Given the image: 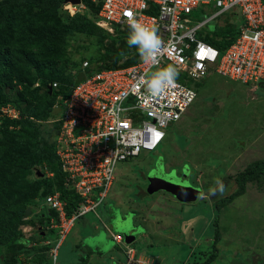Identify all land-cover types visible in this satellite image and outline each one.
<instances>
[{"label":"rangeland","instance_id":"obj_1","mask_svg":"<svg viewBox=\"0 0 264 264\" xmlns=\"http://www.w3.org/2000/svg\"><path fill=\"white\" fill-rule=\"evenodd\" d=\"M89 3L90 6H85L82 14H77L87 22L90 28L87 34L68 32L76 21L68 15L61 2L52 17L53 21L45 16L42 23H37L41 31L56 42L51 47L43 46L44 54H38L34 47L14 44L15 37L25 36V39L33 40L37 35L36 27L32 28L35 33L24 31L20 34L12 26L11 29H4V32L13 40H0V49L1 42H7L6 47L9 48V55H5L9 63L0 67V101L4 95L7 101L18 106L20 112L18 119H15V127L7 126L0 114V149L6 147L8 151L7 154L0 152V155L3 159L9 157V162L5 165V161H2L0 166H6L11 170L10 174L16 176V183L0 184V264H5V261L30 264V259L18 252V246L34 237L27 246L32 243V246L40 248L47 243L36 236L35 232L42 227L36 217L39 219L40 214H45L41 196L55 184V173L50 170L46 158L54 147L58 131L55 121L57 111L53 110L60 103L59 97L71 86L77 72H85L98 64L113 69L127 67L139 58L136 49L127 45V29L112 27L113 33L109 34L98 27L95 24L98 9ZM17 10L18 6L15 12ZM33 10L37 12V9ZM227 19V16H223L215 21L221 36L225 33L223 24L226 23V27L232 25L231 20L226 22ZM19 21L14 24H19ZM205 30L213 31L214 25H209ZM0 34L3 37V32ZM32 60L37 61L36 70L28 67ZM83 63H86V67H82ZM36 71L41 72L42 83L56 84L48 93L51 96L30 89L36 81ZM214 80L217 79L211 81ZM217 81L221 84L200 85L196 99L179 121L165 129V138L161 143L165 150L159 145L153 152H142L114 166V182L104 202L107 214L101 217L105 220L109 217L111 225L108 230L121 233L124 240L135 236L130 245L144 251L145 257L155 258L156 263L181 264L188 261L189 264H204L209 258L211 261L206 264H230L231 254L235 253V257L230 259L231 264H245L250 259L249 264H253L252 261L255 264V250L264 254V178L246 182L240 194L230 201H223L237 190L233 181L236 173L252 163L264 161V90L241 86V91L237 83ZM17 84H20V89L16 87ZM42 114H45V118L37 120ZM29 115L35 124V143L25 135L31 133L30 128L26 127L28 123H24ZM7 141L11 142L4 146ZM35 148L42 152L38 153ZM29 159L34 165L28 162ZM184 165L189 169V183L202 189L195 201L179 203L164 192H156L155 185L149 183V176L156 179L172 170L179 175ZM217 177L222 179L225 190L223 194L217 192L209 196V189L215 186ZM33 191L36 193L34 205L25 208L30 214H22L17 219L21 212L20 201L26 193ZM204 196L207 198H202ZM213 200L218 203V208H214V203L211 206ZM190 222H193L191 227ZM96 225L99 228L94 231ZM215 229L217 239L213 243ZM73 232L77 234L75 237ZM94 232H99L96 236L105 234L99 219L87 213L74 222L68 241L71 246L78 244L79 251L85 250L79 248L83 242L81 238L87 239ZM141 234L146 235L145 241L140 238ZM47 236L51 237L52 234ZM66 237L67 234L58 236V242L63 244ZM14 240H19V244ZM101 242L98 243L100 250L97 254L106 249ZM244 247L252 249L255 254L247 258ZM212 252H216V256L211 259ZM68 253V249L60 245L55 263L61 264ZM143 259L151 264L148 258ZM89 262L94 264L92 260Z\"/></svg>","mask_w":264,"mask_h":264},{"label":"built area","instance_id":"obj_2","mask_svg":"<svg viewBox=\"0 0 264 264\" xmlns=\"http://www.w3.org/2000/svg\"><path fill=\"white\" fill-rule=\"evenodd\" d=\"M89 1L98 9L96 25L107 33L112 34L114 26L129 27L125 13L131 11L139 22L157 28L162 45L155 67L138 58L127 67L102 69L73 84L66 96L59 97L54 154L64 176L65 190L78 200L67 215L66 201L58 193L45 196L43 204L56 215L59 237L83 215L98 213L114 180L117 162L151 152L162 142L165 129L195 100L196 82L212 74L253 90L264 82L261 0ZM64 8L69 15L86 9L82 3ZM223 16L234 24L239 18L240 25L234 40L220 52L199 35ZM168 64L178 69L175 84L164 95L150 98L141 87V77ZM55 87V83L47 84V90ZM0 112L9 119L18 115L10 105ZM111 238L121 244L119 236ZM123 254L124 264H148L129 247L123 248Z\"/></svg>","mask_w":264,"mask_h":264},{"label":"trees","instance_id":"obj_3","mask_svg":"<svg viewBox=\"0 0 264 264\" xmlns=\"http://www.w3.org/2000/svg\"><path fill=\"white\" fill-rule=\"evenodd\" d=\"M60 2L63 4V0H0V26H1L0 32L1 33L3 32V37H2V34H0V40H2V41L13 40V39H11L12 37L6 36L5 32H4V29H7V28L11 29L12 26L16 27L15 31L19 32L20 34H22L24 31L34 32L32 30V28L36 27L37 28V35L36 36L34 35V37L32 38L33 40L25 39V36L15 37L16 39L14 38V44H16L19 47H28V48L34 47V49L38 52V54H44L45 50L42 47L43 46H46V47L50 46L51 47L52 44L53 43L56 44V42L53 39V37H51V36L48 37L49 34L41 31V26H39L37 23L41 22L45 16L51 17V20H52V17L55 14V10L57 9V6L59 5ZM81 2L87 7L90 6L89 0H81ZM261 2L264 5V0H261ZM16 6H18L19 10H17L15 12ZM34 8L37 9V12H33V11H35V10H33ZM27 12H29V13H27ZM17 13H20V14H17ZM74 15H72L73 16L72 18H74L73 21H76V22H73L71 24V27L68 28V32L77 31V32H80L82 34L89 33L90 28H89V26H87V22L85 20H83L84 18H81L77 14H74ZM227 20H226V22H228ZM16 21H19L20 23L14 24ZM238 25H240V23H236V24L233 23L232 25L228 24L226 28L224 27L225 28L224 29L225 33L223 34L224 38H221V39H219L221 37V35H219V33L217 31V27H214L213 31L207 30L204 34L199 35V36L205 43L215 47L220 52H222L234 40V38L237 34V26ZM114 27H116V26H114ZM124 28L127 29V31L125 33L128 34L129 33V27H124ZM103 33L105 34V32H103ZM36 37H39V38L37 39ZM6 43L7 42H1L2 49H0V67L9 63L8 60L5 58V55H9V48L6 47L8 45ZM2 45H4V46H2ZM29 62L31 64L29 63L28 67L30 69L36 70L37 61L34 62V60H32ZM102 69H112V68H109V67L105 66L104 64H98V65L94 66L93 68H91L90 70H86L85 72H77V74L74 76V78L71 82V86L73 84L77 83L78 81L90 76L94 72L102 70ZM36 73H37L36 81L32 84L30 89L35 90L36 92L42 91L41 93H45L47 96H51L48 94L47 84L41 82V81H43V77L41 76V72L36 71ZM34 84H37V86H34ZM16 87H19L18 89H20V84H17ZM68 89L64 92L63 97L66 96ZM52 95H53V93H52ZM2 96H3V98L0 101V105H2V106L0 107V109L10 105L13 108H15V110H17L18 116H19L20 112H19L18 106L15 104H12L11 101H7V99L4 95H2ZM56 110H57V108H55V110H53V111L56 112ZM29 113L32 114L31 111ZM0 114H1V112H0ZM44 116H45V114H42V116H40L37 120L45 118ZM56 116H58V114H56ZM29 118H32V116L29 115L28 118H26L27 122H24V123H26V124L28 123V125L26 127L30 128L31 133L25 134V135L28 138V140L35 143L36 142V136H34V134H33V131H35V124H34L33 120L29 119ZM4 119L6 120L7 126L15 127L17 125V122L15 119H9L6 117H4ZM16 119H18V117ZM21 125H23V124H21ZM58 125L59 124L57 123V127H58ZM23 137L24 136H22V138ZM11 141H14V139L11 138ZM9 143L7 141L4 146H6V144H9ZM159 145H161V144H159ZM36 151H38V153L42 152V150L39 148H37ZM0 152L5 153V154L8 153V151H6V147H4V149H0ZM8 158L6 156L5 159H3L2 156L0 155V159H1L0 163L2 164V161H5V165H6ZM46 159H47L46 161L49 164L50 170L55 173L54 176H56V178L54 179L55 184L53 186L51 185V189L46 191L43 194V196H45L46 194H50L54 191H58L60 199L63 201H66V208L65 209L67 211V214H69L70 210L74 209L77 206L78 200L76 199L75 196H73V194L71 192L65 190L64 181H63L64 176L60 170L58 160L54 154V147L50 151V155H48ZM28 162H30L32 165H34L30 159L28 160ZM10 172H11V170L9 168H7L6 166H0V184L1 185H4L6 182L11 183V182L16 181V176L13 173H12L13 175L10 174ZM150 177L151 176H149V178ZM260 177L264 178V161H258V162H255V163L248 165L242 171L236 173V175L233 178V181L237 187V190L235 191V193L231 194L227 198H224L223 201L232 200L233 197H235L236 195H238L242 192L243 186L245 185L246 182H248L252 179L260 178ZM113 182H114V180H113ZM113 182H112V184H113ZM39 184H42V182H39ZM43 196H41V197H43ZM35 198H36V193H34V191L31 193L25 194L24 198L19 203L21 205V212L18 214L17 219H19V217L22 216L26 206L34 205V201L36 200ZM217 204L214 203V208L219 207V206H217ZM221 204H222V202H221ZM102 207L103 206H101L100 209H102ZM100 209H99V211H100ZM94 216L98 217V214H96ZM215 223H216V221L214 222V226H215ZM102 226H103V224H102ZM39 232L40 231L35 232L36 236L40 237V239H43L41 241H44L47 238L50 240V243L44 244V245L40 244L41 245L40 248H36L37 246H32V243H31V246H27L29 241L35 239V237L30 238L29 240H26L25 242H23L22 245L18 246L19 247L18 252L25 254V257H28L30 259V261H31V262H29L30 264H53V263H55V261L52 263L51 257L49 256V255H51V253L49 254V249L54 244V238L56 237V234L54 231H49V233H52V236L48 237L47 235L43 236L42 232H40V236H39L38 235ZM216 232L217 231L215 229L213 243L217 239V237H216L217 233ZM2 237H4L3 234H2ZM14 241L17 242L19 240H14ZM17 243L19 244V242H17ZM130 244H132V243H130ZM118 250L120 251V253L122 255L121 260H120V264H124L125 256L123 254V249L118 248ZM39 251H41V252H39ZM214 251H215V249H214ZM135 252L137 254V250H135ZM214 255L216 256V252H212L210 254V258L211 259L214 258ZM210 261L211 260H209V258H208L204 264H206L207 262H210ZM79 262L77 261L78 264H79ZM4 263L5 264H14L13 262L8 263L7 261H5ZM80 264H83V262H81ZM201 264H203V263H201Z\"/></svg>","mask_w":264,"mask_h":264},{"label":"clouds","instance_id":"obj_4","mask_svg":"<svg viewBox=\"0 0 264 264\" xmlns=\"http://www.w3.org/2000/svg\"><path fill=\"white\" fill-rule=\"evenodd\" d=\"M79 3H82L81 0H79ZM69 4L70 3H63L62 7L67 6ZM78 4H75V5H78ZM70 5H72V4H70ZM75 14H82V13H75ZM72 15H74V14H72ZM72 15H69V16H72ZM125 16L127 17V24L129 26V33H128L127 41H126L127 45L129 47H134L136 49V52H137L139 58L141 59V61L145 65H148L150 67H155L159 62L158 56H159V53L161 50V45H162V41L157 34V28L154 25H147V24L139 22L135 18L134 14L131 11L126 12ZM96 19H97V17H96ZM96 22H95V24H96ZM230 23H232V22H230ZM236 23H240L239 18L236 20ZM214 26H216V24ZM223 26L226 28V24H223ZM178 75H179L178 69L175 66H173L172 64H168L164 67H156V70L152 71L150 75L146 73L144 76L141 77V87L144 89L145 93L150 98L160 97V96L164 95L175 84V82L178 78ZM203 81H200L198 83H201ZM198 83L197 82L195 83L196 95H197ZM258 90H260L259 87H258ZM179 119L176 122H178ZM176 122H174V123H176ZM153 151H151V152H153ZM148 153H150V152H148ZM175 173H176V171H175ZM176 175H177V173H176ZM179 175H180V173H179ZM179 175H177V176H179ZM188 176H189V173H188ZM194 187L201 189L200 186H194ZM201 190H200V194H201ZM224 190H225V186L223 184L222 179L217 177V178H215V186L209 189L208 195L209 196L215 195L217 192H219L220 194H223ZM54 193H58V191H54L50 194H54ZM50 194H46L45 196L50 195ZM45 196L42 197V201L44 200ZM202 198H207V196H204ZM43 207L45 208V214H40L39 219H37V217H36V221H39L40 224L42 225V227H40L39 231L46 229L45 231H42L43 236H46L47 234H52V233H49V231H54L56 234V237L54 238V244L49 249V254L51 253V255H49V256L51 257V260L54 262L56 259L57 250L61 245V243H59V245L56 246V244L58 242V233H57L58 230L55 227V225L57 224V218H56L55 213L52 210L47 209L44 206V204H43ZM65 208H66V205H65ZM71 211H72V209L70 210V212ZM65 212H66L65 214H67L66 209H65ZM29 214H30V211H29ZM67 215H69V214H67ZM192 223L193 222L189 223V227H191ZM72 226L69 229H71ZM68 233L69 232L67 231L66 234H68ZM117 236H119V235H117ZM119 237L121 239L120 245L115 244L113 242L115 244V246L117 247V249L118 248L123 249L124 247H129V248L133 249L135 252L134 247H132V245H130L131 242H129V243H126L125 241L123 242L122 237L121 236H119ZM46 242H47L46 244H48V243H50V240L46 238ZM53 251H54V257H52ZM135 255L140 257V258L142 257V256H140V254H136V252H135Z\"/></svg>","mask_w":264,"mask_h":264},{"label":"crops","instance_id":"obj_5","mask_svg":"<svg viewBox=\"0 0 264 264\" xmlns=\"http://www.w3.org/2000/svg\"><path fill=\"white\" fill-rule=\"evenodd\" d=\"M221 38H224V35H222L219 39H221ZM212 79H217V80H222L223 81V83H225V82H227V83H231V84H234V83H236V82H232V81H229V80H226V79H224V78H221V77H219V76H217V75H215V74H212V75H210L208 78H206L203 82H201V83H198V85H197V92L200 90L199 88L201 87V86H205V85H208V84H211V83H213V84H216V83H219V84H221L220 83V81H217V80H214V81H211ZM237 84H239V83H237ZM201 85V86H200ZM240 86L238 87L241 91H243V88L241 87V86H243V87H245V88H249L248 86H246V85H242V84H239ZM200 86V87H199ZM202 90V89H201ZM196 97H197V95H196ZM177 123V122H176ZM162 147H163V149L165 150V147L162 145ZM185 147H186V145H185ZM184 147V148H185ZM193 167V166H192ZM191 168V167H190ZM192 170L194 169V168H191ZM195 170V169H194ZM111 188H112V186H111ZM111 188L109 189V192H110V190H111ZM140 191V190H139ZM108 192V193H109ZM156 192H158V191H156ZM161 192H163V191H161ZM165 193V192H164ZM167 194V193H166ZM169 195V194H168ZM171 196V195H170ZM172 197V196H171ZM107 198H108V196H107ZM106 198V199H107ZM173 198V197H172ZM109 205H111V201H110V199H109ZM213 203H215V200H213V201H211V206H213ZM107 206L104 204L103 205V207H102V209H100V211L98 212V219H99V222H100V227L101 228H103L104 229V231H105V234H99L98 236H96L99 232H94V235L93 236H88V237H94V240L96 239V242L95 243H97V244H95L94 243V245L92 246V247H87L86 245H84V243H85V238H81V240L83 241L82 242V245L81 246H79V248H85V250H78L77 248H78V244H76V245H74V244H72L73 246H71V244L69 243V241H68V236H69V234L71 233V231H72V228L70 229V231H69V233L67 234V237H66V239H65V241L63 242V244H61V246H63V247H65V248H67L68 249V251H69V253L68 254H66L65 255V258H64V260L61 262V264H78L77 263V261L79 262V264L81 263V262H83V264H91L89 261H94V264H120V260H121V253H120V251L117 249V247L115 246V244L113 243V241H112V239H111V236L110 235H120L121 233H118V232H116V231H114V232H110L109 230H108V227L111 225V223H109V217H107V220H105V219H103L102 217H101V215H104V214H107ZM210 221V220H209ZM105 222H107V223H105ZM102 224H103V226H102ZM99 228V226H95L94 227V231H97V229ZM75 235H77V234H75L74 232H73V236L75 237ZM121 236V235H120ZM87 237V238H88ZM122 237V236H121ZM134 237V239L131 241L132 243L134 242V240L136 239V237L135 236H133ZM140 238L142 239V241H145L146 239H147V237H146V235H143V234H141L140 235ZM77 239H79L78 237H77ZM100 241H102L101 242V246L103 247V245H105L104 247L106 248V249H103L102 250V252L101 251H99V253H101V254H97L98 252V249L100 250V247H98V243L100 242ZM103 241H104V243H103ZM122 241L124 242V240H123V237H122ZM77 242V241H76ZM78 243H80V241H78ZM148 245L149 244H147L146 246L148 247ZM133 247V246H132ZM135 250H137L136 248H134ZM244 251L247 253V258H249V257H251L252 256V254H255L254 252H253V250L252 249H248V248H246V247H244ZM256 251V253H257V255L259 256L258 258L256 257L257 255H255L254 256V258H255V264H264V254H259L258 253V251L257 250H255ZM110 252H112V253H110ZM61 254V253H60ZM137 254H140V256H142L143 258H148L150 261H151V264H162L163 262H159V263H156V259L155 258H153V260L152 259H150L149 257H145L143 254H145L144 253V251H139V250H137ZM235 254V253H234ZM234 254H231V258L230 259H232L233 257H235V255ZM237 256V255H236ZM260 256L262 257V259H260ZM68 257H72V258H69L68 259ZM82 257H84V258H82ZM230 259H229V263L231 264V261H230ZM234 259H236V258H234ZM66 260H68V261H71V262H67ZM73 260H75V262H72ZM233 262L235 261V260H232ZM246 261V260H245ZM100 262V263H99ZM249 262H251V259H250V261H247V262H245V264H249ZM235 263V262H234ZM252 263L254 264V262L252 261ZM181 264H189V262L187 261V263H181Z\"/></svg>","mask_w":264,"mask_h":264},{"label":"water","instance_id":"obj_6","mask_svg":"<svg viewBox=\"0 0 264 264\" xmlns=\"http://www.w3.org/2000/svg\"><path fill=\"white\" fill-rule=\"evenodd\" d=\"M63 3H70L72 5H75L79 3V0H63ZM258 86L259 89L264 90V82L259 83ZM48 93H50V90H48ZM184 166L185 167L181 170L179 176L176 175L175 170H172L169 173L164 174L162 177H156V179L150 177L149 183L155 185L154 189L156 191H163L171 195L179 203L193 202L200 194V189L192 186L189 183V169L186 167V165ZM28 214L29 211L25 210L23 216H27ZM133 239V236H129V238L126 239L125 242L129 243ZM93 242L95 243L96 241L94 239L87 238L85 239L84 245H86L87 247H92Z\"/></svg>","mask_w":264,"mask_h":264},{"label":"snow or ice","instance_id":"obj_7","mask_svg":"<svg viewBox=\"0 0 264 264\" xmlns=\"http://www.w3.org/2000/svg\"><path fill=\"white\" fill-rule=\"evenodd\" d=\"M203 52V50H201ZM159 138V134H157V139Z\"/></svg>","mask_w":264,"mask_h":264}]
</instances>
